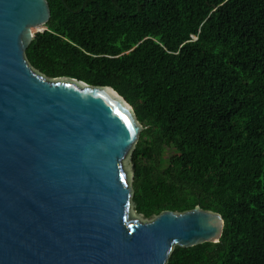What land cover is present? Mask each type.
<instances>
[{"label":"trees","instance_id":"trees-1","mask_svg":"<svg viewBox=\"0 0 264 264\" xmlns=\"http://www.w3.org/2000/svg\"><path fill=\"white\" fill-rule=\"evenodd\" d=\"M47 1L26 60L133 108L134 212L199 206L226 222L219 243L174 247L166 264H264V0Z\"/></svg>","mask_w":264,"mask_h":264},{"label":"water","instance_id":"water-1","mask_svg":"<svg viewBox=\"0 0 264 264\" xmlns=\"http://www.w3.org/2000/svg\"><path fill=\"white\" fill-rule=\"evenodd\" d=\"M50 17L47 0H0V264H166L219 243L226 222L199 206L132 213L124 161L142 126L112 87L31 67Z\"/></svg>","mask_w":264,"mask_h":264},{"label":"rangeland","instance_id":"rangeland-1","mask_svg":"<svg viewBox=\"0 0 264 264\" xmlns=\"http://www.w3.org/2000/svg\"><path fill=\"white\" fill-rule=\"evenodd\" d=\"M37 33L38 31H34V33ZM171 152H166V156L164 158V162L166 163L167 159L171 156ZM124 168H125V171L127 172V175L130 176V180L132 179V168H131V164H130V160L129 158H127L125 161H124ZM132 213L135 214L134 212V209L132 208Z\"/></svg>","mask_w":264,"mask_h":264}]
</instances>
